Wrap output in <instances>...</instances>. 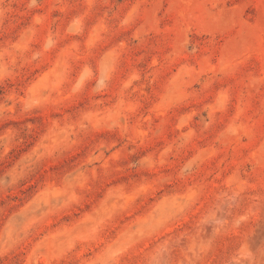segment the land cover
I'll use <instances>...</instances> for the list:
<instances>
[{
	"label": "rangeland",
	"instance_id": "1",
	"mask_svg": "<svg viewBox=\"0 0 264 264\" xmlns=\"http://www.w3.org/2000/svg\"><path fill=\"white\" fill-rule=\"evenodd\" d=\"M0 264H264V0H0Z\"/></svg>",
	"mask_w": 264,
	"mask_h": 264
}]
</instances>
